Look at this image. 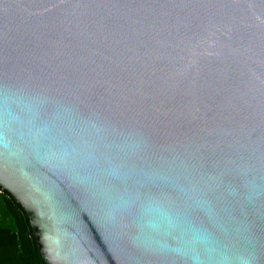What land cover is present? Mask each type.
Here are the masks:
<instances>
[{
  "label": "water",
  "instance_id": "water-1",
  "mask_svg": "<svg viewBox=\"0 0 264 264\" xmlns=\"http://www.w3.org/2000/svg\"><path fill=\"white\" fill-rule=\"evenodd\" d=\"M0 188L46 264H264V0H0Z\"/></svg>",
  "mask_w": 264,
  "mask_h": 264
},
{
  "label": "trees",
  "instance_id": "trees-1",
  "mask_svg": "<svg viewBox=\"0 0 264 264\" xmlns=\"http://www.w3.org/2000/svg\"><path fill=\"white\" fill-rule=\"evenodd\" d=\"M0 264H46L21 205L0 188Z\"/></svg>",
  "mask_w": 264,
  "mask_h": 264
}]
</instances>
